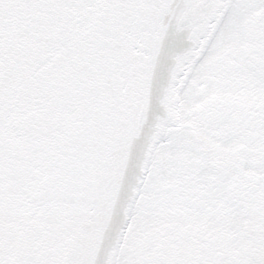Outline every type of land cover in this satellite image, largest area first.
<instances>
[{
    "label": "water",
    "instance_id": "1",
    "mask_svg": "<svg viewBox=\"0 0 264 264\" xmlns=\"http://www.w3.org/2000/svg\"><path fill=\"white\" fill-rule=\"evenodd\" d=\"M227 1L0 0L18 21L0 20V264L110 263L180 64ZM244 215L264 264V179Z\"/></svg>",
    "mask_w": 264,
    "mask_h": 264
},
{
    "label": "rangeland",
    "instance_id": "2",
    "mask_svg": "<svg viewBox=\"0 0 264 264\" xmlns=\"http://www.w3.org/2000/svg\"><path fill=\"white\" fill-rule=\"evenodd\" d=\"M249 1L237 0L232 4L226 22L217 34L214 43L211 44L205 59L199 66H195V70L193 69L192 77L190 76L193 81L183 90L180 125L172 131L166 145H162L156 153L144 187L145 192L151 193L153 190L158 191L159 187L165 188L170 185L173 188L170 190L173 202L169 211L170 214L176 215L177 221L173 223L178 228L182 227L183 222L196 224L199 231L205 230L204 233L219 227L210 213L205 215L194 210L188 202L189 193L191 192L194 196L213 180L214 184H221V187H216L215 191H219L220 188L223 190L236 173L230 170L228 173L224 172L216 176L217 174L212 170L198 169L194 161L208 149L218 155L223 154V159L231 161L227 154L242 147L240 137L216 140L200 133L192 119L194 111L203 100L210 97L223 101L235 99L243 106L244 111L264 108V79L249 69L243 57L245 38L242 29H248L247 26L251 27L253 11V9L249 11ZM232 64L238 66L235 77L231 75L232 70L231 73L225 75L218 73V68L221 69L224 65H228L231 69ZM168 106L170 107V104ZM256 143L257 146L248 147L252 152V161L242 164L243 168L240 173L246 177L251 176L255 180L254 184L264 177V138L258 135ZM250 191L251 187L249 190L241 191L238 203H233L232 199L223 197L224 205L232 213L229 215L231 227L238 229L240 233L244 221L243 210ZM217 193L224 195L222 192ZM150 205L153 207L152 203ZM142 211L139 204L136 207L133 225L125 240L118 264H134L136 259H142L144 245L152 244L151 237L154 230L165 222L160 217L149 214L152 212L150 210L147 213ZM245 248L247 250L246 244ZM247 253L249 255L248 250Z\"/></svg>",
    "mask_w": 264,
    "mask_h": 264
},
{
    "label": "flooded vegetation",
    "instance_id": "3",
    "mask_svg": "<svg viewBox=\"0 0 264 264\" xmlns=\"http://www.w3.org/2000/svg\"><path fill=\"white\" fill-rule=\"evenodd\" d=\"M257 7L259 8L257 9ZM252 9L251 27L247 26L248 29H242L245 38L243 57L249 69L264 79V0H250L249 11ZM218 73L225 75L231 73V69L228 68V65H224L221 69L218 68ZM217 103L220 105L216 106ZM205 105L207 108L203 114L200 111ZM192 119L198 125L197 128L200 133L216 140H225L236 136L242 138L244 132L252 129V127L255 129V119L250 111H244L243 106L238 104L235 99L223 101L212 97V99L203 100L194 111ZM225 130H231L235 133L225 137ZM255 130L257 131V129ZM257 135H259L258 131ZM254 146H257V143ZM251 154L252 152L248 147L242 146L235 152L227 154L231 161H226L223 159V154L218 155L208 149L194 161L198 169L212 170L213 173L217 174L216 176H220L224 172L228 173L230 170L236 173L230 178L229 184L223 190L220 188L219 191H215L216 187H221V184H214V180L201 189V191L209 192V203L206 199L202 202L204 205L209 204L210 208L202 210L197 208L196 203L198 201L196 200L201 191L194 196L191 192L189 193L188 202L197 213L205 215L210 213L216 219L219 227L213 231L204 233L205 230L199 231L196 224L184 222L181 223L182 227H176L173 223L177 221L176 215L170 214L169 211L173 202L170 190L173 188L170 185L165 188L159 187L158 191L154 192L153 190L151 193L144 191L145 184L136 207L140 204L143 213L150 210L152 212L149 214L160 217L165 222L156 227L151 237L152 244L144 245L142 259H136L134 264H253V260L247 253L248 246L245 243V237L238 229L231 227L229 215L232 213L230 209L226 208L225 201H223V197H225L232 199L233 203H238L241 198L240 192L244 189L249 190L254 185L255 180L251 176L246 177L240 174L243 168L241 167L242 164H246V161H252ZM217 192H222L224 195ZM151 203L153 207H151ZM134 214L125 234L123 246L133 225ZM210 218L212 219V217Z\"/></svg>",
    "mask_w": 264,
    "mask_h": 264
},
{
    "label": "bare ground",
    "instance_id": "4",
    "mask_svg": "<svg viewBox=\"0 0 264 264\" xmlns=\"http://www.w3.org/2000/svg\"><path fill=\"white\" fill-rule=\"evenodd\" d=\"M227 16H228V13H227V15H226V17L224 18V20H223V22H222V24H221V26H220V29L218 30V32H217V34H219V32H220V30L223 28V26H224V24H225V22H226V19H227ZM217 34H216V36H217ZM216 36H215V38H214V40L212 41V43L211 44H213L214 43V41H215V39H216ZM210 44V46H209V48L212 46ZM209 48H208V50H209ZM208 50L206 51V54L204 55V57H203V59L200 61V63H198L197 64V66H199L201 63H202V61L205 59V57H206V55H207V53H208ZM196 66V67H197ZM195 67V68H196ZM195 68H194V70H195ZM194 70H193V72H194ZM191 77H192V75H191ZM191 77H190V79H191ZM178 79H179V77H178ZM189 79V80H190ZM178 81V80H177ZM189 82V81H188ZM188 82H187V84H188ZM187 84H186V86H187ZM173 127H168L167 129H166V131H165V133H164V137H163V140L165 141L164 143L166 144V142L168 141V139L170 138V135H171V133H172V131H173ZM162 147H158L157 148V152L161 149ZM156 152V153H157ZM155 155V154H154Z\"/></svg>",
    "mask_w": 264,
    "mask_h": 264
},
{
    "label": "trees",
    "instance_id": "5",
    "mask_svg": "<svg viewBox=\"0 0 264 264\" xmlns=\"http://www.w3.org/2000/svg\"><path fill=\"white\" fill-rule=\"evenodd\" d=\"M217 105H220V104H218V103H217V104H216V106H217ZM206 108H207V106H206V105H205V106H203V108L201 109V111H200V112H202V113L204 114V111H205V109H206Z\"/></svg>",
    "mask_w": 264,
    "mask_h": 264
}]
</instances>
